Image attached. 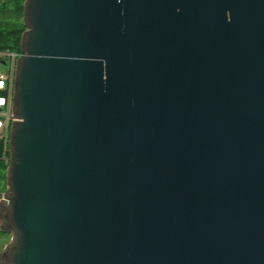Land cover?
<instances>
[{
    "label": "water",
    "instance_id": "1",
    "mask_svg": "<svg viewBox=\"0 0 264 264\" xmlns=\"http://www.w3.org/2000/svg\"><path fill=\"white\" fill-rule=\"evenodd\" d=\"M0 264H264V0H25Z\"/></svg>",
    "mask_w": 264,
    "mask_h": 264
},
{
    "label": "built area",
    "instance_id": "2",
    "mask_svg": "<svg viewBox=\"0 0 264 264\" xmlns=\"http://www.w3.org/2000/svg\"><path fill=\"white\" fill-rule=\"evenodd\" d=\"M21 52L0 51V162L9 163L16 60ZM2 193H0L1 198Z\"/></svg>",
    "mask_w": 264,
    "mask_h": 264
},
{
    "label": "rangeland",
    "instance_id": "3",
    "mask_svg": "<svg viewBox=\"0 0 264 264\" xmlns=\"http://www.w3.org/2000/svg\"><path fill=\"white\" fill-rule=\"evenodd\" d=\"M24 1L25 0H0V29H25L22 9ZM7 166V164L0 162V193H3L6 188L5 176ZM10 240V234L0 231V249H3Z\"/></svg>",
    "mask_w": 264,
    "mask_h": 264
},
{
    "label": "trees",
    "instance_id": "4",
    "mask_svg": "<svg viewBox=\"0 0 264 264\" xmlns=\"http://www.w3.org/2000/svg\"><path fill=\"white\" fill-rule=\"evenodd\" d=\"M23 9V5H22ZM24 29L1 28L0 51L12 50L20 52V37ZM6 167V166H5Z\"/></svg>",
    "mask_w": 264,
    "mask_h": 264
},
{
    "label": "flooded vegetation",
    "instance_id": "5",
    "mask_svg": "<svg viewBox=\"0 0 264 264\" xmlns=\"http://www.w3.org/2000/svg\"><path fill=\"white\" fill-rule=\"evenodd\" d=\"M5 181H6V176H5Z\"/></svg>",
    "mask_w": 264,
    "mask_h": 264
},
{
    "label": "bare ground",
    "instance_id": "6",
    "mask_svg": "<svg viewBox=\"0 0 264 264\" xmlns=\"http://www.w3.org/2000/svg\"><path fill=\"white\" fill-rule=\"evenodd\" d=\"M4 51V50H3ZM6 183V182H5Z\"/></svg>",
    "mask_w": 264,
    "mask_h": 264
}]
</instances>
